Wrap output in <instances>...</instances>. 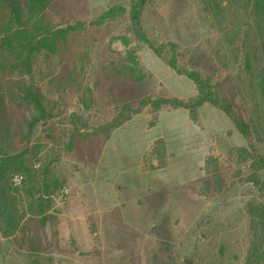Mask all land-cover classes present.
I'll use <instances>...</instances> for the list:
<instances>
[{"label": "rangeland", "instance_id": "1", "mask_svg": "<svg viewBox=\"0 0 264 264\" xmlns=\"http://www.w3.org/2000/svg\"><path fill=\"white\" fill-rule=\"evenodd\" d=\"M131 2L54 0L61 26L89 23L111 7L116 10L107 24L67 36L80 87L65 98L50 87L59 112L51 120L50 137L39 123L32 142L20 149L39 178L22 193L35 210L42 206V212L29 225L32 241L0 233V264L245 262L250 243L247 204L264 199V186L249 181L256 172L264 181L259 77L264 0H148L141 26L162 56L137 41L127 12L120 9L128 10ZM125 38L138 47L143 66L154 76L131 84V97L152 96L163 88L181 97L197 94L195 83L168 64L170 43H176L180 66L210 74L234 100L235 111L250 125L256 151L211 103L200 107L197 122L184 108L162 111L155 119L147 107L107 138L99 125L118 112L123 95L118 96L102 66L111 47L125 48ZM35 61L41 63L42 56ZM31 113L27 104L15 109L23 123ZM73 114L80 118L77 125ZM163 145L166 165L153 169L160 161L151 151ZM240 147L248 149L246 158Z\"/></svg>", "mask_w": 264, "mask_h": 264}, {"label": "trees", "instance_id": "2", "mask_svg": "<svg viewBox=\"0 0 264 264\" xmlns=\"http://www.w3.org/2000/svg\"><path fill=\"white\" fill-rule=\"evenodd\" d=\"M147 3L148 0H132L128 10L123 7L120 9L123 13L127 12L129 27L137 41L148 44L155 53L162 56L163 50L147 37L141 26V15ZM115 8L116 6L109 8L89 23L78 21L75 25L61 26L57 20L54 0H0V233L5 237L20 238L23 243L32 241L33 238L28 234L29 225L36 214L42 212V206L39 205L35 210L34 204L25 200L22 193L25 188H33L38 184L39 178L36 170L31 171L33 167L28 166L25 154L20 149L24 144L29 146L32 142L35 127L39 123L43 127L42 133L50 137V130L54 127H50L51 120L59 113L50 99V87L60 98L78 92L80 86L76 85L80 84V73L70 65L67 36L81 35L87 31L88 26L107 24L108 17L113 16ZM124 42V49L110 48L111 57L102 66V72L113 87H117L118 96L123 95L118 112L99 125L107 138L113 129L147 107L155 119L162 111L184 108L189 111L191 119L197 122L200 107L204 103H211L230 117L240 133L250 140L251 149L256 151L251 140L250 125L235 111L234 100L220 90L210 74L180 66L176 43H170L171 57L168 64L195 83L197 94L181 97L163 88L152 96L131 97V84H144L154 76L143 66L138 47L128 38ZM39 54L43 58L41 63L35 61ZM259 77L264 97V61ZM20 104H27L32 108L31 115L25 118L24 123L15 114V109ZM73 116V123L77 125L80 118L74 114ZM156 142L163 143L164 140L158 139ZM237 149L241 156L247 157V148ZM151 154L160 161L153 169L166 165L167 151L164 145L163 148H153ZM260 162L262 165L264 160L261 159ZM20 174L22 181L16 183L15 177ZM249 181L257 186H264V181H261L257 172L250 176ZM247 211L250 243L244 264H264V199L248 202Z\"/></svg>", "mask_w": 264, "mask_h": 264}, {"label": "built area", "instance_id": "3", "mask_svg": "<svg viewBox=\"0 0 264 264\" xmlns=\"http://www.w3.org/2000/svg\"><path fill=\"white\" fill-rule=\"evenodd\" d=\"M15 181H16V183L21 182V181H22V176L17 175V176L15 177Z\"/></svg>", "mask_w": 264, "mask_h": 264}, {"label": "water", "instance_id": "4", "mask_svg": "<svg viewBox=\"0 0 264 264\" xmlns=\"http://www.w3.org/2000/svg\"><path fill=\"white\" fill-rule=\"evenodd\" d=\"M189 264V263H188Z\"/></svg>", "mask_w": 264, "mask_h": 264}]
</instances>
